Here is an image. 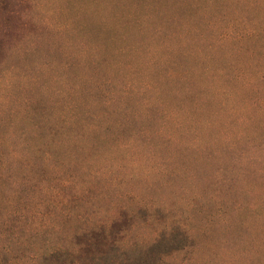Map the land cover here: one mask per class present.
Returning a JSON list of instances; mask_svg holds the SVG:
<instances>
[{"label": "rangeland", "instance_id": "1", "mask_svg": "<svg viewBox=\"0 0 264 264\" xmlns=\"http://www.w3.org/2000/svg\"><path fill=\"white\" fill-rule=\"evenodd\" d=\"M0 264H264V0H0Z\"/></svg>", "mask_w": 264, "mask_h": 264}]
</instances>
